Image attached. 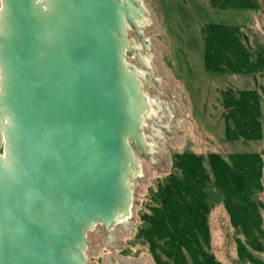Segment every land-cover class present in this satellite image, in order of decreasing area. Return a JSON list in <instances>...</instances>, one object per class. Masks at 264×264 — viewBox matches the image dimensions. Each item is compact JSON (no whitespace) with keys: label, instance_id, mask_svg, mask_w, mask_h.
<instances>
[{"label":"water","instance_id":"1","mask_svg":"<svg viewBox=\"0 0 264 264\" xmlns=\"http://www.w3.org/2000/svg\"><path fill=\"white\" fill-rule=\"evenodd\" d=\"M147 13L141 0H0V264H86L87 232L129 214L150 106L128 31L150 52Z\"/></svg>","mask_w":264,"mask_h":264},{"label":"rangeland","instance_id":"2","mask_svg":"<svg viewBox=\"0 0 264 264\" xmlns=\"http://www.w3.org/2000/svg\"><path fill=\"white\" fill-rule=\"evenodd\" d=\"M141 2L148 12L141 29L151 46L150 52L138 45L132 31L128 34L160 82L158 91L153 87L143 88L150 111L143 117L141 130L150 150L148 158L138 157V169L132 176L129 214L108 230L96 224L87 232L86 264H155L147 246L134 235L141 224V213L147 210L149 191L169 173L175 152L258 153L264 162V73L207 72L202 63L201 39L205 22L235 24L250 46L264 49V3L255 11L244 12L216 11L205 0ZM126 61L143 74L132 55ZM239 89H254L260 96L262 136L259 140L228 141L224 137L222 94L225 90ZM157 125L167 131L159 130ZM262 181L259 197L264 202V167ZM208 222L212 253L223 264H236V235L221 203L213 205ZM261 257L264 258V251Z\"/></svg>","mask_w":264,"mask_h":264},{"label":"trees","instance_id":"3","mask_svg":"<svg viewBox=\"0 0 264 264\" xmlns=\"http://www.w3.org/2000/svg\"><path fill=\"white\" fill-rule=\"evenodd\" d=\"M216 10H257L264 0H205ZM202 63L212 74L264 73V49L252 47L238 25L205 22ZM224 137L255 141L262 136L260 96L254 89L222 94ZM262 155L258 153L172 155L171 168L149 191L134 238L155 264H223L212 253L208 216L221 203L235 231L236 264H264Z\"/></svg>","mask_w":264,"mask_h":264},{"label":"flooded vegetation","instance_id":"4","mask_svg":"<svg viewBox=\"0 0 264 264\" xmlns=\"http://www.w3.org/2000/svg\"><path fill=\"white\" fill-rule=\"evenodd\" d=\"M134 37H135V35H134ZM134 40H136V39H134ZM141 48H142V46H141ZM147 52H149V51H147ZM134 58H135V61L138 65V67L142 70L143 74H145L144 79H141L142 83H143V88H144V86L153 87V89H155V91H158L159 88L157 86V83H160V82H159V78L155 75L154 71L150 67L148 69L141 67L137 58L136 57H134ZM149 70H150V72H152L151 76H147Z\"/></svg>","mask_w":264,"mask_h":264}]
</instances>
